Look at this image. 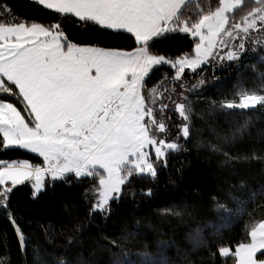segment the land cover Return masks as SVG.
Here are the masks:
<instances>
[{
    "label": "snow or ice",
    "instance_id": "snow-or-ice-1",
    "mask_svg": "<svg viewBox=\"0 0 264 264\" xmlns=\"http://www.w3.org/2000/svg\"><path fill=\"white\" fill-rule=\"evenodd\" d=\"M32 3L39 16L22 19L7 0H0V153L23 151L40 158H0V209L22 255L32 247V237L12 205L18 186L29 185L32 199H37L57 182L85 185L88 217L99 215L106 221L114 203L130 192L136 195V179L158 182L174 156L188 152L199 132L197 103H205L209 114L245 117L216 133L218 142L207 145L222 158V166L264 164V140L249 151H233L249 135L253 117L264 114V56L259 65L248 66L251 78H239L230 94L200 99V89L210 82L209 68L240 67L246 54L264 53V0ZM69 22L94 38L71 37ZM103 35L125 37L124 46L99 43L96 36ZM178 36L187 47L160 48ZM140 195L152 197L153 191L141 190ZM210 199L224 223L213 231L191 230L186 236L190 248H176L181 264H196L191 256L201 249L209 261L218 256L222 264H264V216L256 219L248 211L249 202L264 201V185L249 199L229 192L234 206L215 195ZM186 213L188 205L174 206L167 214L179 218ZM243 216L248 218L244 237L234 243L225 240L223 232L230 227L226 217ZM44 231L51 232V226ZM79 232L76 227L62 233L64 251L53 256L54 264H92L79 254ZM141 235L146 238L137 225L115 238L104 236L111 264H135L132 256L154 260L150 253L130 255L123 247ZM173 245L175 241L165 240L156 244L164 250ZM3 264H11L10 259ZM161 264H168V257Z\"/></svg>",
    "mask_w": 264,
    "mask_h": 264
},
{
    "label": "trees",
    "instance_id": "trees-1",
    "mask_svg": "<svg viewBox=\"0 0 264 264\" xmlns=\"http://www.w3.org/2000/svg\"><path fill=\"white\" fill-rule=\"evenodd\" d=\"M7 2L22 19L39 16L38 6L33 4L32 0ZM67 30L69 35L78 41L94 38L93 33H84L71 22L67 23ZM96 39L103 45L124 46L122 41L126 38L103 35L96 36ZM174 47H187L186 39L178 36L174 41H166L160 45L164 51ZM262 56L264 53L250 52L246 54L240 67L233 65L209 68L207 76L210 82L200 89V99H217L230 94L239 78H251L248 66L259 65ZM213 75L217 79L213 80ZM195 111L199 132L191 141L188 152L174 156L168 168L159 175L158 182L136 179L132 185L136 195L130 192L121 202L114 203V211L106 221L99 215L91 219L88 217V205L82 196L85 185L69 187L57 182L49 186L37 199H32L29 185L18 186L14 190L12 205L16 214L24 219L23 227L26 233L31 234L32 247H29L26 255L21 254L13 227L0 209V264L9 259L11 264H54L53 256H60L64 251L66 237L62 233L65 230L71 232L76 227L80 228L78 235L81 236L79 254L92 264H111L112 254L103 246V237L115 238L125 229L133 230L137 225L146 234V238L141 235L134 244H126L123 247L130 255L147 252L155 259L146 260L132 256L135 264H161V258L165 256L168 257V264H181L176 248H190L186 236L191 230L205 227L208 231H213L224 223L213 211L210 197L218 196L222 201L234 206L228 199L229 192L241 199H249L251 192H258L261 185H264V164L241 161L224 167L222 158L207 147L218 142L216 133L222 134L235 123H242L245 117L239 114L226 115L222 112L209 114L207 105L203 102L195 105ZM261 140H264V114L257 113L250 125L249 135L238 142L233 151H249L253 145L259 146ZM0 158H27L34 162L40 160L34 154L23 151L0 153ZM241 181L245 185L243 188L240 187ZM149 188L153 191L152 197L140 195L141 190L146 192ZM184 205H188V213L182 217L167 214L174 206L179 208ZM248 211L252 212L256 219L264 216V201L259 205L249 202ZM226 219L230 227L224 230V239L233 243L242 239L248 218L243 216ZM209 225L212 227L209 228ZM49 226L51 232H45L44 229ZM160 240L169 244L175 241V245L167 250L160 249L156 246ZM191 259L196 264H199L201 259L206 264H222V258L218 256L209 261L207 253L202 249L192 254Z\"/></svg>",
    "mask_w": 264,
    "mask_h": 264
}]
</instances>
